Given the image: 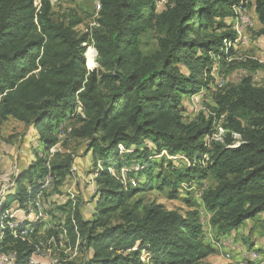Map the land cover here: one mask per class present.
<instances>
[{"label": "trees", "instance_id": "16d2710c", "mask_svg": "<svg viewBox=\"0 0 264 264\" xmlns=\"http://www.w3.org/2000/svg\"><path fill=\"white\" fill-rule=\"evenodd\" d=\"M38 1L37 7L35 0H0V122H25L40 142L35 164L13 178L7 201H24L26 182L34 197L36 180L47 171L39 152L58 144L64 131L88 141L98 198L91 218L68 195L65 202L53 199L62 195L75 162L72 152L57 151L50 160L53 187L41 201L58 228L43 237L35 223V241L53 238L52 247L65 230L70 247L78 242L86 248L80 261L60 264H145L142 253L149 264H210L205 259L212 245L196 210L183 214L135 196L168 187L167 197L176 199L184 183L200 186L208 173L215 184L200 198L217 235L264 212V86L244 76L236 86L219 88L207 117L187 121L181 114L185 96L208 90L210 55H232L223 50L224 41L236 36L225 19L238 0H165L160 10L155 0H98L94 24L85 32L75 30L82 22L76 12L53 18L51 0ZM254 1L264 33V0ZM148 31L158 45L150 54L139 45ZM247 63L252 70L260 65ZM218 124L222 141L206 147L204 136ZM119 144L129 151L118 153ZM161 152L182 154L185 164L178 170ZM158 155L159 163L152 159ZM124 165L138 186L108 172ZM4 237L17 250V262L26 264L31 246L9 230Z\"/></svg>", "mask_w": 264, "mask_h": 264}, {"label": "rangeland", "instance_id": "374dc122", "mask_svg": "<svg viewBox=\"0 0 264 264\" xmlns=\"http://www.w3.org/2000/svg\"><path fill=\"white\" fill-rule=\"evenodd\" d=\"M97 2L98 0H51L53 18H58L59 15L61 16L69 12H76L82 19V22L76 26L75 30L78 32H85L94 24L92 16L96 13ZM155 2L158 10L162 9L165 4V0H155ZM253 3H249L248 5L249 15H251L253 20V26L249 29V34L251 35L250 44L245 48H241L234 54L240 62H227L226 59H218L215 63L217 72H222L227 78L226 87L238 85L241 78L247 75L253 77L255 85L264 86V33L261 32L262 25L255 15ZM139 45L146 54H150L157 50L158 45L154 32L148 31L143 34L140 37ZM92 47L93 46L89 44L87 49ZM88 57L91 58V54ZM85 60H87L86 57ZM248 60L257 62L260 65L252 70L251 65L247 63ZM93 67H97V63H94ZM218 91L219 89L215 88L213 82H210L208 90L205 91V94L202 93L204 94L202 99L197 96H185L182 104V117L187 121L198 119L200 115L207 117L210 109L215 104L214 94ZM221 119H223V117ZM68 123L67 126L69 127L70 122ZM219 128L220 126L216 127V132L218 134L219 132L221 133L217 136L218 140L223 139L222 133L224 131ZM59 137L60 142L56 148L66 153L72 152L75 162L71 168L72 171L70 176L65 180L61 188L63 192L62 195H55L53 199L65 202L68 195L69 198L79 203L82 216L84 218H91L96 208L98 196L96 183L92 179L94 175L90 173L92 169V160L91 153L88 152L90 149L88 141L67 137L64 131L61 132ZM234 137L238 141L239 136L234 135ZM39 144L40 142L37 141V132L32 126L25 122L17 121L10 117L0 122V179L3 180L4 184L8 187L11 186L15 174L17 175L20 171L35 164V154L39 149ZM123 147L125 149L124 145ZM152 159L157 161V163L160 161V158L157 157H153ZM172 164L176 169L180 170L185 164V159L180 157L179 160L172 162ZM162 170H164L167 175V171L164 167ZM15 171L16 173L13 175ZM203 182H205L207 186H213L215 184V179L207 173ZM134 185L138 186L137 183ZM194 187L196 189V186ZM169 190L168 187L162 188L161 190L149 188L135 197L140 196L145 202L155 201L162 204L166 209H176L183 214L187 211L196 210L199 218L201 217V221L207 219L208 212L204 210L200 198H197L196 190L188 188L185 185L183 188H180L179 196L176 199H169L167 197L166 194ZM185 190H189L191 194L189 193L186 195ZM211 228L210 234L206 235L208 238L206 240L212 245L213 252L206 257L205 261L207 263L244 264L246 261L243 260L244 252H242L241 249L243 245L245 248L253 247L256 249L260 256L263 257L262 261H264V212L253 220H247L237 230L228 233L231 235L229 237L234 241L232 245H223L221 235H217L214 228L210 226V229ZM40 235L45 237L44 232H41L39 236ZM45 249L46 251L50 249L52 253H55L54 256L61 259L67 258L69 261L72 259L80 261L86 253L84 245L78 244L76 247L72 248L64 241H62L56 249L51 247L47 248V246ZM46 251L45 253L49 255L50 251ZM140 260L145 264H149L144 253L140 255Z\"/></svg>", "mask_w": 264, "mask_h": 264}, {"label": "built area", "instance_id": "2783aa9c", "mask_svg": "<svg viewBox=\"0 0 264 264\" xmlns=\"http://www.w3.org/2000/svg\"><path fill=\"white\" fill-rule=\"evenodd\" d=\"M38 2H39L38 0H35L34 2V5H36L37 7L39 5ZM249 3H253V9H254V4H255L254 0H238L234 5H232L230 16H228L225 19L227 25H229V28L236 35L234 39L224 41L223 50L225 52H228L229 50L232 51V55H229L228 57L225 58L227 62H230L232 60H238L234 56V54H236L241 48L243 47L245 48L250 44L251 35L249 34V29L253 26V20L251 15H249V9H248ZM98 10H99V3L97 2L96 13L94 17H96ZM210 56L212 57L213 60L212 67L209 72V76H211L210 82H213L215 88L219 89L226 84L227 78L226 76H224L222 72H217L215 68L216 65L215 63L219 59V56L216 57L213 56L212 54ZM202 93L203 92H199L197 95H193V96H197L202 99L204 96V94ZM217 126L220 125L219 124L216 125L214 127V131L204 136V144L206 147H210L212 141L219 142L220 140H222V139L218 140L217 136H219L221 133L219 132L218 134L216 132ZM220 128L223 130L221 126ZM58 144L49 147V149L45 151L39 152V156L45 159L46 161L45 166L47 167V171L42 177L39 178V180H36L39 185L38 189L40 190L38 189L36 190V194L34 195V197H33V190H34L33 186L30 185L28 182H26L28 185V197L24 201L21 202L17 200L7 201L6 195L12 192V189L14 188V184H13L14 182L12 180L13 182L12 185L8 187L6 184L3 183V180L0 179L1 180L0 182V264H19L17 262L19 254L17 250L13 249L12 247L13 244L10 243L8 240H5L4 237L5 230H9V234L13 239L23 241L27 243L29 246H31V252L25 261L26 264H60L59 263L60 260L62 259L67 260V258L61 259L54 256L55 253H52L50 249H47V251H50L49 255L45 253L46 246L47 248H49V245L52 244L53 238H49L48 240L36 239L35 241V226H34L35 223H41V230L39 231V233L41 232L46 233L52 228H58V226H55V222L52 220V217L48 213V209L50 207L49 204L45 205L44 202L41 201V194L44 191L50 190L53 187V181H52L53 176L50 172V160L53 157V155L60 150L56 148ZM128 151H129L128 149L126 148L124 149L122 144H119L118 153L128 152ZM162 154L165 155L166 158L172 160V162L179 160L180 157L184 158V156L181 154L177 156H168L164 152H161L160 155ZM160 155L154 157L159 158ZM203 157L205 162L208 159V157L206 155H204ZM131 169L136 171L139 169V167L137 165H133ZM127 171L128 169L126 168L125 165L120 168L118 173L112 167H108V172L111 173V175L116 180L118 181L121 180L122 183L125 185L128 184L129 182L130 184L134 185L136 181L133 178L127 177ZM15 173L16 171L13 173V175ZM17 175L15 174L14 177ZM93 177H95V175ZM185 185L188 188H193V190L197 191V198L201 197V193L203 189L207 187L205 182H202L200 186L197 183H190V184L184 183L182 187H184ZM194 186H196V189ZM70 199L72 200V198ZM209 217H210V213L208 212L207 219L202 221L200 219L202 229L204 231L205 239H208L206 235L210 234L211 231L209 225V220H210ZM229 236L231 235L225 234L221 236V240L223 239V245L233 244L234 241ZM62 241H64L66 244L68 242L66 240L65 230H63L61 234L58 235L59 243L56 244V242H53V246L51 248L56 249L62 243ZM78 244L79 243L77 242L76 246ZM241 249L242 252H244L243 260L246 261L244 264H264V261H262L263 257H261L259 252L253 247L245 248L243 245L241 246Z\"/></svg>", "mask_w": 264, "mask_h": 264}, {"label": "crops", "instance_id": "0c3cea01", "mask_svg": "<svg viewBox=\"0 0 264 264\" xmlns=\"http://www.w3.org/2000/svg\"><path fill=\"white\" fill-rule=\"evenodd\" d=\"M256 15V14H255ZM256 17H257V15H256ZM258 18V17H257ZM260 23V22H259Z\"/></svg>", "mask_w": 264, "mask_h": 264}, {"label": "water", "instance_id": "95a60500", "mask_svg": "<svg viewBox=\"0 0 264 264\" xmlns=\"http://www.w3.org/2000/svg\"><path fill=\"white\" fill-rule=\"evenodd\" d=\"M95 50V49H94ZM95 52H96V50H95Z\"/></svg>", "mask_w": 264, "mask_h": 264}]
</instances>
